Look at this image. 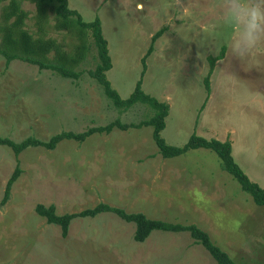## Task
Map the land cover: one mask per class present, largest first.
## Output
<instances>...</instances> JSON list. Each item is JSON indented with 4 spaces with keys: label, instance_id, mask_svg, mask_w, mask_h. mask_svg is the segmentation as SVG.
I'll return each instance as SVG.
<instances>
[{
    "label": "rangeland",
    "instance_id": "rangeland-1",
    "mask_svg": "<svg viewBox=\"0 0 264 264\" xmlns=\"http://www.w3.org/2000/svg\"><path fill=\"white\" fill-rule=\"evenodd\" d=\"M219 4L67 0L83 20L99 18L111 61L105 76L119 96L126 97L140 79L144 92L167 103L159 132L166 143L182 145L191 133L228 140L234 161L264 188V44L244 60L233 58L229 42L235 33L224 26ZM21 7L32 13L30 1L21 0ZM25 21L33 27L29 17ZM222 46L208 72V56ZM94 52L91 43L76 79L19 58L5 64L0 55V134L46 139L61 129L150 116L151 107L139 101L122 111L112 105L86 72L96 61ZM151 132L149 124L113 126L17 154L0 144V198L12 168H20L0 202V264H216L187 230L152 229L136 241L132 221L100 211L72 217L62 236L59 225L34 209L36 203L53 204L61 214L100 201L150 218L194 223L236 264H264V205L252 200L210 148L162 156Z\"/></svg>",
    "mask_w": 264,
    "mask_h": 264
},
{
    "label": "trees",
    "instance_id": "trees-1",
    "mask_svg": "<svg viewBox=\"0 0 264 264\" xmlns=\"http://www.w3.org/2000/svg\"><path fill=\"white\" fill-rule=\"evenodd\" d=\"M27 1L33 4L30 15L25 8L21 7V0H0V55L3 56L5 64L12 58H19L36 64L38 68H47L63 77L76 79L83 72V69L78 67L79 63L86 56L92 43L95 49L96 61L86 72L94 81L99 83L103 93L112 105L122 111L132 103L139 101L151 107L152 114L136 122H122L115 118L105 124L88 126L79 131L61 129L52 133L46 139L26 135L15 140L7 135L0 134V144L8 146L13 154H17L28 146L53 148L56 142L62 138L82 140L91 132H108L113 126L125 129L128 126L136 127L149 124L152 126V138L162 156L176 155L191 147L203 146L210 148L217 154L221 167L236 178L239 186L250 194L252 200L256 204L264 205V188L250 180L240 169L230 154L228 140H219L213 137L205 138L191 133L182 145L168 144L159 133L164 126V116L168 109L165 101L158 100L153 95L144 92L140 87V79L137 80L134 88L126 97L119 96L105 76V70L110 67L111 61L107 51L106 39L101 33L100 21L97 16L91 20H83L76 9L67 5V0ZM28 17L31 20L30 25L33 27L26 26L25 19ZM50 31H54L56 34L50 35ZM160 32L161 29L156 30L151 34V39L158 36ZM56 35H59V37ZM151 49L152 45L150 43L144 55L141 56L142 63H144L145 55L150 53ZM222 49L223 46L218 54L208 56V72L212 69L214 59L222 56ZM204 83L207 89V75L204 76ZM19 173L20 168L15 164L5 181L0 202H4L8 198L10 186ZM34 209L39 215L44 216L47 222L59 225L62 236L67 233L68 223L72 217L93 216L100 211H110L123 220L132 221L134 224L132 238L136 241H142L152 229L187 230L193 241L200 243L214 258L216 264H236L227 252L212 242L205 230L194 223L150 218L140 211L128 212L122 207L101 201L90 207L61 214L55 213L53 204L45 206L42 203H36Z\"/></svg>",
    "mask_w": 264,
    "mask_h": 264
},
{
    "label": "clouds",
    "instance_id": "clouds-1",
    "mask_svg": "<svg viewBox=\"0 0 264 264\" xmlns=\"http://www.w3.org/2000/svg\"><path fill=\"white\" fill-rule=\"evenodd\" d=\"M225 27L234 30L229 52L244 60L264 44V0H220Z\"/></svg>",
    "mask_w": 264,
    "mask_h": 264
}]
</instances>
